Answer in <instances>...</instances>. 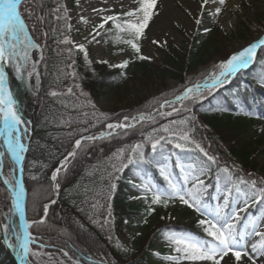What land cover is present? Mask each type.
<instances>
[{
	"label": "trees",
	"instance_id": "trees-1",
	"mask_svg": "<svg viewBox=\"0 0 264 264\" xmlns=\"http://www.w3.org/2000/svg\"><path fill=\"white\" fill-rule=\"evenodd\" d=\"M20 10L30 37L39 45L34 56L38 61L39 74V82L37 79L34 82L35 94L25 97L23 102L18 99L21 113L33 123V137L24 166L26 214L29 220L40 218L43 205L52 199L50 174L69 153L76 139L95 135L104 129L106 123L118 122L125 115L135 116L150 112L163 102L162 99H171L186 86L201 83L206 74L192 76L186 83H183L184 75L195 72L199 65H206L211 58L222 56L221 49L226 47V41L231 37L227 38L221 31L212 29L206 44L201 32L195 31L188 36L185 48L167 49L162 60H138L134 59L133 53L131 66L137 73L130 75L127 69L110 67L107 63L87 65L82 61L81 55L74 50L69 54L68 49L71 45L62 43L65 37L71 39L62 0H25ZM121 38H127V35L114 28L100 40L107 41L116 48L122 43ZM212 49L216 52L220 49V54L214 53L207 58ZM263 71L264 50H259L250 70L241 71L233 83L239 88L241 79L248 80L251 75L256 76L258 72L260 75ZM152 76H157L160 80L172 79L181 86L161 99L139 101L135 106L125 107L121 111L103 112L93 107L92 100H98L106 94L123 99L129 90L128 83L132 82L133 85L137 83V86H141L146 80H151ZM69 88L72 89L71 93L68 91ZM261 88L264 90V84ZM53 91L58 95L52 96ZM242 95L248 99L246 93ZM202 97L207 98L197 108L193 100V104L184 103L179 111L168 117L158 118L152 123H140L100 140L83 141L81 147L76 150V155L69 159L65 169L59 174L60 189L57 202L49 207L44 222L34 225L30 230L37 237V242L52 253L54 258L59 257L64 261L67 260L63 257V252L67 251L73 260H79L83 264H147L145 250L155 238L153 230L149 229L148 234L138 238L137 250L118 244L114 240V235L125 221H145L150 207H155L153 214L160 216L169 210V206L165 208L152 205L151 200L144 198L126 197L125 188L130 182L120 175L121 171L115 172L114 165L121 166V161L116 159L115 154L121 148L144 143L145 158L151 163L137 164L139 167L159 177L158 165L168 154L172 156L173 167L177 170L175 156L179 155L186 159L180 150L173 147L177 141L173 138L172 143H165L162 150L153 155L145 137L154 128L183 127L171 125V122L193 116L184 108H193L201 118L198 121L195 119V122L189 123L187 127L191 129L189 133L191 139L204 149L208 146L207 152L217 158V162L211 164L209 168L213 170L226 166L231 169L228 166L231 163L241 173L250 174L251 179L257 181V175L252 174L255 171L264 173V167H259L254 157L264 152V145L260 140L251 139L249 131L254 125L255 116L264 115V111L256 110L253 111L255 116H251L250 113L247 118H241L226 110L230 98L225 93L219 95V92L211 94L204 92ZM208 104L216 109L210 108ZM260 106L264 110L262 103ZM101 113L107 114L109 119L105 120ZM159 135L167 134L159 131L154 134L156 138ZM0 150L4 153L1 146ZM197 151L199 152L198 149ZM199 153L202 165L208 167L206 158ZM13 168L4 153V175L13 173ZM117 176L118 178H114ZM159 182L163 183L162 179L159 178ZM110 183L116 184L112 191H109ZM258 184L259 181L257 186ZM258 187L264 188L262 185ZM3 196L4 204L5 202L9 204V195L0 182V197ZM92 204H98V207L93 209ZM3 207L7 213L3 212ZM106 211L110 212L108 223L101 227ZM9 216V206L0 203V225L6 223ZM163 219L159 218L158 227L164 224ZM170 226L176 229L181 227L171 222ZM0 264H15L2 229Z\"/></svg>",
	"mask_w": 264,
	"mask_h": 264
},
{
	"label": "snow or ice",
	"instance_id": "snow-or-ice-1",
	"mask_svg": "<svg viewBox=\"0 0 264 264\" xmlns=\"http://www.w3.org/2000/svg\"><path fill=\"white\" fill-rule=\"evenodd\" d=\"M209 0H203L200 8L203 9ZM22 0H0V137L3 138V143L6 146L7 151L16 161L17 165L23 160L22 153L25 151V145L22 141V134L26 132V121L23 120L20 115L18 101L14 98L12 91L8 87V73L6 72V65H12L17 74V78H22L21 69L31 60L30 49L37 48L39 45L35 44L27 31L25 20L20 10ZM219 4L222 6L225 4V0H219ZM138 7L127 11L123 14H113L101 17V22L95 26L94 32L90 33L91 41H95L96 37L100 35L101 29H105V25L109 23L120 33H125L127 39L121 38V42L126 44L132 52L135 54L134 59L138 60H150V55L142 53L141 44L139 41L144 37L145 30L148 28L150 21L153 18L154 10L156 9L157 0H138ZM94 11H96L94 9ZM107 11V9H105ZM221 8L215 9V14L219 15ZM142 14V15H141ZM203 12H201V17ZM122 17L135 18L122 19ZM60 19V17H57ZM85 23L87 20L81 17ZM197 25L202 23V18L195 20ZM70 27V26H69ZM205 32L210 29L205 28ZM87 40L88 38L85 37ZM89 41V43L91 42ZM62 43L72 45L75 50L83 53L85 59H88V52L84 43L76 44L74 41L65 37ZM154 44H160L159 41H152ZM166 43V41L164 42ZM258 50H264V36L249 42L247 46L242 47L236 52L232 53L226 60L220 61L217 64L219 71L210 72L204 79L203 83H196L190 87H186L179 95L175 97V102L183 103V101H191L196 97H200L201 94L211 88H215L218 85H222L229 81L231 77H234L237 73L247 69L255 60ZM73 51V48L68 49L69 54ZM121 52L124 49H120ZM102 63H108L106 60L100 61ZM130 60L124 59L118 64L109 65L110 67L127 69L129 67ZM71 66V65H69ZM36 74L37 82H39V74L36 73L35 62H33L32 71L26 72L27 77H32ZM125 75V73H122ZM264 82V76L261 77ZM71 93L72 89H68ZM52 96H57L58 93L51 92ZM173 102L165 101L160 105V109L165 107H172ZM93 107H95L93 105ZM160 109L156 110L157 115H165ZM188 111L187 108H184ZM179 111L175 107H172V112L166 113V115H172L173 112ZM105 120L109 119L107 114L101 113ZM195 116H191L187 119L179 121H172L171 125L183 126L180 128L173 126H165L161 129H153L145 137V141L150 144L151 152L153 155L158 150H162L165 143H172L173 138L177 141L173 147L180 151H186L185 143H191L195 145V148L199 150L206 158L208 167L211 164L217 162V158L210 155L205 149L196 143L190 137V131L187 127L189 123L195 122ZM144 120L154 121L153 115H146L145 113H139L138 116L125 115L122 120L114 123H106V129L110 130L107 133L101 132L100 136L89 135L87 137H81L75 140L74 150L69 152L63 161L60 162V166L57 167L51 175V181L54 182V190L58 195L60 184L58 182L59 174L64 170L66 163L70 158L76 155V149H79L83 140H96L104 138L105 136L112 135L117 129H128L135 127L136 123H140ZM159 131L167 135H159L158 138L154 134ZM264 131V129H262ZM144 143H137L130 148H121L118 150L116 159L121 161V166L115 168V172L119 173L122 168H127L129 165H136L141 163H151V161L145 158ZM4 153H0L3 156ZM126 160V162H124ZM177 167L181 169V172H186L181 178H176L172 173L168 172L164 166H159V173L163 180L166 182V187L163 191L156 185L147 183L143 185L145 193L151 194L152 205H160L168 207L171 203L173 206L178 202L180 205L187 206L199 213L203 218L198 221V224L203 228L206 233V238H198L194 234L189 232L176 233L169 231L166 235L168 239L175 247L174 251L179 253L178 257L168 256L165 257L168 260L176 261L179 264L180 260H187L194 262H207V264H228L226 258H232L233 264H257L256 258L253 254H259L264 256V230H260L261 225L252 224L251 230L245 234H241L237 228V224L242 219L240 213L245 212L249 207L248 202H245L243 208L231 207L230 200L232 197V189L229 187L231 182L230 170L225 166L221 171L227 175L222 190L223 202H219L217 197V203L210 205L204 198V192L207 190V183L204 177L207 175L204 166L197 167L192 165L189 169L185 170L183 166L178 162ZM21 171L23 169L21 168ZM110 176L112 174H109ZM114 178H118L114 177ZM218 185L220 177L217 178ZM5 185H11L14 191V197L11 200V207L19 213V224L13 227V221L8 219L7 223L0 225L5 237H7V243L13 248L18 250V254L22 261V264H29V256H38L39 252L35 251L31 245L37 241V237L30 231V228L35 223H43L47 216L50 204L56 203L55 199L49 201V204L43 205L44 216L39 221H28L25 216V201L24 194L25 188L19 180L13 181L12 179L5 178ZM241 183H249L248 181L241 180ZM251 188L255 190L257 188V181H250ZM116 188L115 183H110L109 191ZM217 191H221L219 186ZM239 191V189H237ZM147 199V196H145ZM264 202V188H261L259 192H253L252 203ZM91 207L96 209L98 204H92ZM230 209V210H229ZM11 210V209H10ZM155 212V207L149 208V214ZM110 215V213H109ZM163 218V217H162ZM7 219V218H6ZM108 223L107 217L104 218L101 227ZM258 238L256 242L249 245L247 243L250 237ZM12 238L16 243H13ZM63 251V250H62ZM65 257L69 260H73V257L69 256L67 251L63 252ZM74 264H80L79 260L74 261Z\"/></svg>",
	"mask_w": 264,
	"mask_h": 264
},
{
	"label": "rangeland",
	"instance_id": "rangeland-1",
	"mask_svg": "<svg viewBox=\"0 0 264 264\" xmlns=\"http://www.w3.org/2000/svg\"><path fill=\"white\" fill-rule=\"evenodd\" d=\"M126 1L127 0L124 1L123 8L121 7L120 9L112 13H106L105 11H103L100 15H96V13L89 10L91 2H89L88 6L87 2L84 3L83 0H64L66 11L69 17L70 30L73 33L71 40L76 44H85L88 52V59L86 60L83 56V60L86 63L106 60L112 65L118 64L122 62V60L130 58V51L125 46L120 47V49H124L123 52H121L119 49V51L115 53L107 44H101L97 41H91V36L89 35L90 33L94 32L95 26L101 22V17L117 13L123 14L138 7V0ZM202 3L203 0H157L153 18L150 21L148 28L145 30L144 37L139 41L143 54L150 55L151 59H162L164 57V52L162 50L163 48L168 46L173 48H184L187 45L186 36L192 33L195 28H198V30L202 32V36L207 42L206 44H208V32L204 31L205 28L219 30L224 33L227 38L231 36L229 41H226L227 43L224 42L226 43V47L221 49L222 56L211 58L210 60H208L206 65H199L195 72L186 74L184 76L185 78L183 83L189 82L190 79L187 80L186 78L198 75V73L199 75H208L212 71H218L219 69L216 67V63L224 60L225 58L227 59L232 53L236 52L244 46H247L252 40L264 36V0H225V4L222 6L219 4V0H209V3L203 9H201L200 5ZM93 5L94 2H92V6ZM217 7L221 8V12L219 15L215 14V9ZM201 12H203L202 17ZM81 17H84L87 20V23L81 20ZM197 18H202V23L200 25H197L195 23V20ZM122 19L135 20V18L127 17H122ZM110 25L111 23L105 25V29L99 30L100 34L104 33L110 27ZM85 37H87L88 39L86 40ZM89 41L91 42L89 43ZM152 41H159L160 44H154L152 43ZM165 41L166 43H164ZM72 48L73 50H75L73 46ZM29 52L32 59L29 60V62L21 69L22 74H24L22 78H17V74L12 65L5 66L6 72L10 73V84L8 83L11 87L10 90L12 91L14 98L17 99L19 97V100H22V102L25 101V97L34 96L36 91V86L32 81L34 80V78H36V74L34 73L32 77H27L26 72L32 71L33 62H35L36 69L38 61L36 57H34V48L30 49ZM214 53L220 54V49L217 52L213 49L209 51V53L207 54V58L209 55H214ZM128 73H130V75L134 74L131 68L128 69ZM236 78L237 77L231 79V88L237 87V85L233 83ZM242 80L244 79H241V81ZM128 85L129 90L127 94L124 95L123 99H118L117 97L115 98L112 95H106L96 100L94 102L95 106L98 109L106 112L121 111L125 109V107L135 106V104H137V102L139 101L144 102L157 98L161 99L164 95H169V92H173L175 91V88H179L181 86L180 83H175L174 80H160L157 76H152L151 80H146L145 83L141 86H137V83L133 85L132 82L128 83ZM208 91L209 90H206L204 92ZM202 94L200 97H196L193 99L195 100V108L200 106V103L206 100L207 97H202ZM164 99L162 100L164 101ZM193 100L183 101V103L190 102V104H193ZM176 106V104H172V107ZM208 106L210 108H213L209 104ZM172 107L167 108L171 109ZM188 110H190L189 112H195L193 108H189ZM164 113L165 115H159L156 119L169 116L166 115V113H169V111H164ZM252 115H254V112L252 113ZM193 116H195L197 121L201 119L196 112ZM152 122L153 121H146L144 123ZM262 129H264V117L258 119L255 122L254 128H251L249 131V136L251 139L263 141L264 144V131H262ZM24 135L25 137H27V131L24 132ZM254 158L259 167H264V152L256 154ZM163 166L167 168L168 172L172 173L177 178V175L171 170L168 164H165ZM191 166L192 165H187L183 166V168L187 170ZM122 174L132 183V186L127 189V193L129 196L134 197L137 194L151 196L150 193H145V191L143 190L144 184L151 183L155 185L154 179L149 173L144 174L135 165H129L127 168L123 169ZM185 174L187 173H182V176ZM256 179L257 181H259V186H264L263 172H258ZM251 180L253 179H250V181ZM233 182L235 183V190L231 197L230 209L231 207L243 208L246 201L248 202V204L252 202L253 194L251 192V188L248 183H239L238 181H236V179H233ZM50 186L52 189V184ZM160 189L161 191H163L162 188ZM237 189H239V191H237ZM217 197H219V202L222 203V191H219L213 197L214 205L217 203ZM236 199L238 200L236 201ZM3 201L4 196L0 197V203L9 206L10 216L13 217V209L11 207V203L6 204L5 202L4 204ZM3 212L7 213V210L4 207ZM109 213V211H106L103 216V220L105 217H107V219L109 218ZM242 214L243 212L240 213L242 217V219L240 220V224H237V228L241 234H245L246 232H248L247 228L251 230L252 224L254 222L258 225H261L260 230H264V205H262L258 209L256 216H253L251 213H245L243 215ZM202 218L203 217L199 213L191 208H188L187 206L180 205L178 202L174 206L171 204L169 212L165 215L167 223L161 229H159L160 231L158 233L154 231L155 238L151 243V245L154 244V256L151 258L152 264H177L176 261L168 260L165 257H178L180 255L179 253L172 251L167 253L166 255H160V252L164 250V248H169L173 245L168 239H166V235L169 231L176 233L189 232L188 228H191L193 224L197 225L195 229L203 230V228L198 224V221ZM170 222L176 223V225L181 227L178 229L172 227L171 230ZM149 223L152 225L153 223L155 224L154 218H151L149 220ZM16 225L17 222L15 220L13 221L12 226L15 227ZM119 230L120 234L117 237L118 240L134 250L135 248H137L135 245V238L143 237L146 233L144 225L135 222L125 224L123 227H120ZM204 238L210 239L208 237ZM257 239L258 238L254 236L248 238L247 243L249 245V250L250 244L256 242ZM13 243H16V241L14 240ZM33 249L40 253V255L38 256H31L35 264H54L49 253H45L41 249ZM147 251L148 250H146V252ZM253 255L256 258L257 264H264V256H260L259 254ZM226 259L228 260V264H233L232 258ZM179 264H194V262L180 260ZM197 264H207V262H197Z\"/></svg>",
	"mask_w": 264,
	"mask_h": 264
},
{
	"label": "bare ground",
	"instance_id": "bare-ground-1",
	"mask_svg": "<svg viewBox=\"0 0 264 264\" xmlns=\"http://www.w3.org/2000/svg\"><path fill=\"white\" fill-rule=\"evenodd\" d=\"M124 1L125 0H83L84 3L87 2L88 6H89V2H91V6H92V2H94V5L92 7L89 6V10L96 13V15H100L103 11H105V9H107V11H105L106 13H112V12L120 9L121 7L123 8ZM94 9L96 11H94ZM254 40H252V41H254ZM237 200L238 199H236V201ZM247 230L250 231L249 228H247Z\"/></svg>",
	"mask_w": 264,
	"mask_h": 264
},
{
	"label": "water",
	"instance_id": "water-1",
	"mask_svg": "<svg viewBox=\"0 0 264 264\" xmlns=\"http://www.w3.org/2000/svg\"><path fill=\"white\" fill-rule=\"evenodd\" d=\"M151 115H153L154 117H156L157 114L155 113V114H151ZM28 148H29V142H28L27 145L25 146V151L22 153V155H23L24 158H23V160L20 162L19 165H17L16 161H15L14 158L12 157V160H13V162H14L16 168H17V177H16V180H19L20 183H22V184H23V171H21V168L23 169V164H24V160H25V155H26V152H27ZM23 186H24V184H23ZM24 188H25V187H24ZM8 189L10 190V192H11V194H12V198H13V197H14V192H13L9 187H8ZM25 195H26V193L24 194V201H25ZM16 214H17V217H18V220H19V213L16 212ZM19 264H22L21 259H20V261H19Z\"/></svg>",
	"mask_w": 264,
	"mask_h": 264
}]
</instances>
